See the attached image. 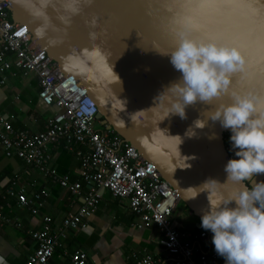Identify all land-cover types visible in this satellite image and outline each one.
Here are the masks:
<instances>
[{
  "label": "water",
  "instance_id": "water-1",
  "mask_svg": "<svg viewBox=\"0 0 264 264\" xmlns=\"http://www.w3.org/2000/svg\"><path fill=\"white\" fill-rule=\"evenodd\" d=\"M4 1L11 21L25 24L38 47L86 89L96 105L99 123L113 129L154 164L195 217V227L202 228L206 193L191 199L189 187L199 186L207 178L226 181L224 165L232 157L224 135L230 131L208 120L207 112L219 103H230L231 98L224 95L209 105H189L185 119L173 114L165 117L175 97L162 91L180 73L168 57L156 51L170 50L166 26L183 8L197 18L228 27L237 36L243 44L246 71L244 79L233 77L231 87L264 95V0H218V10L203 17L192 12L185 0ZM72 7L79 12L73 14ZM198 118L206 126L195 129V136H186ZM192 132L189 129V135ZM214 135L216 138H210ZM263 177L257 174L254 179L262 181ZM245 184L251 187L250 181H229L219 185L218 191L229 196ZM206 231L212 242V233Z\"/></svg>",
  "mask_w": 264,
  "mask_h": 264
},
{
  "label": "built area",
  "instance_id": "built-area-1",
  "mask_svg": "<svg viewBox=\"0 0 264 264\" xmlns=\"http://www.w3.org/2000/svg\"><path fill=\"white\" fill-rule=\"evenodd\" d=\"M7 6L6 1L0 0V85L6 82L13 68L22 73L33 72L37 76L39 99L57 110L39 133L15 129L0 114V145L4 154L21 158L51 182L78 195L80 184L70 181L67 175H59L49 164L47 145L62 144L73 151L79 161L81 178L90 186L78 210L62 218L57 233H51L48 216L42 217L39 229L29 231L37 246L24 264L47 263L58 243L57 236L65 237L67 229L83 225V219L95 212L98 189L108 190L114 198L127 199L141 226L154 227L161 234L158 243L164 253H143L132 264H224L214 250L209 232L191 231L176 224L173 214L180 201L176 189L162 179L153 163L113 129L95 127L99 122L97 108L86 89L73 75L64 74L45 50L38 47L26 25L11 21ZM16 180L17 177H10L1 197H13L16 206L26 207L31 215L37 214L48 192L41 190L32 200L24 186L16 187ZM5 223L20 227L19 222L0 212V225ZM69 264H87L86 253L75 250L70 254Z\"/></svg>",
  "mask_w": 264,
  "mask_h": 264
},
{
  "label": "clouds",
  "instance_id": "clouds-1",
  "mask_svg": "<svg viewBox=\"0 0 264 264\" xmlns=\"http://www.w3.org/2000/svg\"><path fill=\"white\" fill-rule=\"evenodd\" d=\"M41 2L47 4L48 0ZM78 2L73 0V4ZM185 4L201 17L210 16L220 7L218 0H185ZM79 10L71 8L73 14ZM166 34L171 39L170 50L156 52L168 57L180 78L162 91L175 97L165 117L173 114L185 119L189 105H209L224 95L231 98L230 103H219L207 112L208 120L230 131L234 157L230 154L232 158L224 165L226 181L207 178L201 185L189 187L193 190L191 199L206 193L208 204L200 216L201 227L212 233L214 250L224 264H264V181L254 179L264 174V95L231 87L233 77L245 78L243 44L228 27L197 18L183 8L169 20ZM205 126L206 121L198 118L185 135L193 137L195 129ZM189 129H193L191 135ZM229 181H250L251 187L245 184L224 196L218 186Z\"/></svg>",
  "mask_w": 264,
  "mask_h": 264
},
{
  "label": "crops",
  "instance_id": "crops-1",
  "mask_svg": "<svg viewBox=\"0 0 264 264\" xmlns=\"http://www.w3.org/2000/svg\"><path fill=\"white\" fill-rule=\"evenodd\" d=\"M38 90L35 73H22L14 68L6 82L0 85V114L6 116L15 129L39 133L57 110L55 106L41 102ZM46 150L50 155L49 164L59 175H67L70 181L78 182L80 193L74 194L51 182L49 177L21 158L6 156L0 145V205L8 203V206L1 207L0 212L20 223V227L11 223L0 225V264H24L37 246L29 231L39 229L42 217L48 216L51 233H57L62 218L69 212L77 211L90 190V186L81 178L79 161L73 151L62 144H49ZM10 177H17L16 187L24 186L32 200L41 190L48 192L37 214L31 215L26 207L16 206L13 197H1L5 194ZM97 192L99 198L95 212L83 219V225L67 229L65 237L57 236L58 243L46 264H69L70 254L75 250L86 253L87 264H132L143 253H164L158 243L161 236L159 231L154 227L141 226L127 199L114 198L106 189H98ZM180 214L176 210L173 214L176 224L188 230L194 229L196 220L188 209L185 219L184 215L182 220L179 219Z\"/></svg>",
  "mask_w": 264,
  "mask_h": 264
},
{
  "label": "rangeland",
  "instance_id": "rangeland-1",
  "mask_svg": "<svg viewBox=\"0 0 264 264\" xmlns=\"http://www.w3.org/2000/svg\"><path fill=\"white\" fill-rule=\"evenodd\" d=\"M95 127L97 129H101L102 125L99 122H97V123H95ZM176 211L181 213L179 215V219L182 220L183 215H184V219H185V213H187V208H186V205L181 200L177 204Z\"/></svg>",
  "mask_w": 264,
  "mask_h": 264
},
{
  "label": "trees",
  "instance_id": "trees-1",
  "mask_svg": "<svg viewBox=\"0 0 264 264\" xmlns=\"http://www.w3.org/2000/svg\"><path fill=\"white\" fill-rule=\"evenodd\" d=\"M230 132H226L224 135V142L226 145V148L228 149L229 154H232L234 156V150L231 149L230 141H229ZM188 230V229H187ZM191 231H200L202 228H194L190 229Z\"/></svg>",
  "mask_w": 264,
  "mask_h": 264
},
{
  "label": "bare ground",
  "instance_id": "bare-ground-1",
  "mask_svg": "<svg viewBox=\"0 0 264 264\" xmlns=\"http://www.w3.org/2000/svg\"><path fill=\"white\" fill-rule=\"evenodd\" d=\"M25 25V24H24ZM134 147V146H133ZM135 148V147H134Z\"/></svg>",
  "mask_w": 264,
  "mask_h": 264
}]
</instances>
